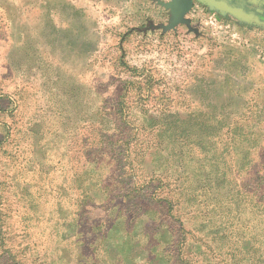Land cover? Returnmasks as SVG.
<instances>
[{
    "label": "rangeland",
    "instance_id": "obj_1",
    "mask_svg": "<svg viewBox=\"0 0 264 264\" xmlns=\"http://www.w3.org/2000/svg\"><path fill=\"white\" fill-rule=\"evenodd\" d=\"M193 2L192 9L235 22ZM88 3L86 41L79 26L76 34L46 27L35 36L40 41H28L33 28L12 26L10 18L22 22L16 12L0 10V264H66L60 247L68 231L61 224L79 209L80 222L95 228L80 231L101 241L107 234L104 253L115 264H128L129 254V264H182L178 254L194 264H230L233 254L240 260L248 246L243 233L256 223L260 232L261 217L247 212L234 227L225 220L214 226L208 194L193 188L225 178L264 204V108L261 116L239 106L237 68L224 61L230 49L251 48L200 28L192 10L187 18L198 34L185 25L144 34L135 28L170 20L157 1L126 0L117 11ZM35 13L25 12L23 22ZM250 30L242 34L252 48L264 49V32ZM256 51L258 76L264 52ZM161 185L163 198L182 202L178 215L189 233L181 232L174 211L144 200ZM55 197L63 198L59 215ZM137 209L150 211L131 218ZM223 227L222 243L207 237ZM237 229L243 236L232 235Z\"/></svg>",
    "mask_w": 264,
    "mask_h": 264
},
{
    "label": "crops",
    "instance_id": "obj_2",
    "mask_svg": "<svg viewBox=\"0 0 264 264\" xmlns=\"http://www.w3.org/2000/svg\"><path fill=\"white\" fill-rule=\"evenodd\" d=\"M77 1H79V4L74 2L73 3L63 2V4H54L48 1L45 2L39 0L38 2L33 0L31 2L23 0V2L13 4L8 2L7 0V1H0V10L7 11L10 9V11L16 12L18 20L22 22H15L10 18L12 26H17V27L30 26L33 28L32 30L33 38L28 41H32V42L40 41V39L36 38L35 36L40 33H43L44 28L46 27L52 28L53 30H55V28H64V29L66 28L69 29L70 32L76 34L78 26L80 28L79 29L80 34L83 32V35L85 36L83 38V41H86L88 34V24H89V6L87 5L89 3L88 0H77ZM93 1H95V6L97 7V10L98 9L101 10V8L104 7L103 5H105L106 7H109L110 11L121 10L124 5L123 2H126V0L124 1L93 0ZM128 1L132 2V0H127V2ZM249 6L250 9L252 10L249 13H255L259 17L262 24L261 26H256V25L251 26L246 23H239L234 19L235 22L238 24V28L242 33H244V30L251 32L250 29H255V28L260 29L264 32V19H263L264 0H257V4L255 5L250 4ZM30 10L32 11L35 10L37 12L34 14L33 21L23 22L27 20V16L25 12H28ZM224 18L233 19L231 16H227ZM77 20H79V23H77ZM251 23H255V22H251ZM152 24L155 26L165 25V24H155L153 21H150L146 28H142V29L135 28V29L144 34H147V32L149 31L150 32L162 31L163 35L170 32V31L164 32L163 29L149 28ZM168 24H166L165 26H167ZM178 28L179 26L176 27L175 30H171V31H177ZM131 32L132 29L128 32V35ZM188 32L190 31L188 30ZM80 40H82V38ZM16 41L26 42V39L24 41V38H19L16 39ZM254 50L255 51L257 50L256 52H258L257 54L259 55H261L259 53V50H263L264 52V49L260 45H258L257 48H251V49H243V50H239L237 48L230 49L224 61L225 63L230 64V66L235 65L237 68V77L239 83L237 84V88L235 89V95L237 96V98L242 100L240 106L249 105V107L251 108H256V113L262 116L263 115L262 108H264V73L262 75L257 76L259 67L257 68L256 65L252 63V62L255 63L257 62L254 61V58H256L254 55L255 53L252 52ZM256 64L258 66V62ZM62 200H63L62 197H55L54 207L58 212V215L63 210H65L64 203ZM45 204H48L47 200H45ZM79 212H81L80 209L71 212V215L77 214L78 215L77 218L73 217L70 221L63 220L65 222L61 224V227L66 228L68 231L67 234L63 232L61 233L63 239V244H61L60 247L62 251L61 257L65 258L64 261L66 262V264H115L116 262L115 257L111 256L108 252L107 253L105 252L106 254L104 253L106 247L103 246L101 239L88 238L85 236V234H83L80 231V227L82 228L84 226L87 228L89 232L90 230L91 232L92 231L94 232L95 228L92 223H87L86 225L82 224L79 220V214H80ZM59 219L61 218L59 217ZM116 250L118 249L116 248ZM102 252L104 255L102 254ZM118 253L119 252L117 251V254ZM130 256L131 255L129 254L128 264L131 262V260L129 259Z\"/></svg>",
    "mask_w": 264,
    "mask_h": 264
},
{
    "label": "trees",
    "instance_id": "obj_3",
    "mask_svg": "<svg viewBox=\"0 0 264 264\" xmlns=\"http://www.w3.org/2000/svg\"><path fill=\"white\" fill-rule=\"evenodd\" d=\"M248 9V8H246ZM250 9V6H249ZM253 25V24H252ZM251 25V26H252ZM237 88V83H236V87ZM240 106V104H239ZM200 122L197 120V123ZM216 122L221 123L222 121H218L216 119L213 120V123ZM192 124H197L196 121L192 118L191 120ZM156 125V124H154ZM166 125V124H165ZM200 127H204L206 125V123H200L198 124ZM161 126V124H158V127ZM207 136H204L203 139H206V143H210L209 139L210 137H208V139L206 138ZM202 141V140H200ZM180 156V154H179ZM216 173V171L214 172ZM231 181H227L225 178H219V181L212 183L211 185H194L195 187L194 192H198V195H202L203 197L207 195V197L209 198V203L210 206H208L210 208V212L212 214L211 217V222L213 223V225H217L219 222L221 223V221L225 222V224H230L231 226L234 227L236 224L240 223L238 222V219L240 220L241 216L246 214L247 212H254V214H258V217H261V221L262 224L264 226V217L262 216L264 214V204L263 202H261L262 204L256 203L253 201V199L248 198V197H243L242 193L240 192V190L237 189L236 186H234L233 188H231ZM199 186V187H198ZM165 187L164 186H160L157 191L153 192L151 195H148L147 197L144 195V200L145 201H149L150 204H158L159 207H167V209L169 210V213H172L174 211L173 214V218L175 219L174 221H176L177 223H180L181 226V232H186L189 233L186 230L185 227V222H183L180 218V215H178V211L181 210V204L182 202L179 200H172L169 199L167 197L163 198L161 196V191L164 190ZM137 195V194H136ZM187 201L189 202V199H187ZM201 202L198 203L197 207L200 205ZM54 204H52L53 206ZM205 206V204H202ZM200 205V206H202ZM124 207V206H123ZM203 207V206H202ZM234 207V208H233ZM203 208H206L203 207ZM207 209V208H206ZM148 211H150V209H147L146 211H144L142 213V209H137V212L135 214H133V216L131 218H135L137 217H142L143 215H145ZM142 213V214H141ZM260 213V214H259ZM229 214H231L232 216H229ZM139 215V216H137ZM253 217V216H251ZM257 217V216H256ZM249 220V219H248ZM223 222V223H224ZM250 222V221H249ZM260 222V221H259ZM252 223V222H250ZM261 224V222H260ZM219 227L221 228V224H218ZM259 225V223L256 224H252L250 227L248 226V228L245 230V232L243 233L246 238L247 243V247H246V252L243 255V257L240 260H237L236 256L233 254L228 255L227 256V260H230V264L234 261H236V264H242L243 262H245L246 264H264V228L258 232L256 231V227ZM260 226V225H259ZM227 227H223L222 228V232H211V233H206L207 237L211 236L212 240L214 242H218V243H222V241H224V239L226 238L224 235V231H226ZM195 231H201L199 227L194 229ZM170 231L172 233H175V236H177V232L174 229H170ZM242 232H240V229H237L236 232H233L232 235L233 236H243ZM209 235V236H208ZM107 239V234L106 236L103 237L102 243L104 241H106ZM204 241V240H203ZM201 242L203 243L204 246H206L208 248V246L206 245L205 242ZM153 244L154 242L151 241ZM174 242V240L172 241ZM171 242V243H172ZM231 242H227L225 244H228ZM233 243V242H232ZM236 244V242H235ZM173 245V243H172ZM209 250V249H208ZM181 263L182 264H194V260L193 257L191 258H185L182 254H178ZM206 256V255H205ZM230 256V258H229ZM218 258H222L221 256H217ZM131 256L129 257V259L131 260ZM61 260H65V258L61 257ZM207 261L208 258L206 256ZM210 262V261H209ZM229 263V261H227ZM196 264V262H195Z\"/></svg>",
    "mask_w": 264,
    "mask_h": 264
},
{
    "label": "water",
    "instance_id": "obj_4",
    "mask_svg": "<svg viewBox=\"0 0 264 264\" xmlns=\"http://www.w3.org/2000/svg\"><path fill=\"white\" fill-rule=\"evenodd\" d=\"M199 2L207 5L211 11H216L223 17L231 16L239 23H246L248 25L261 26L262 22L255 13H249L244 5L236 6L230 5L225 0H198ZM248 5L257 4V0H240ZM158 4L163 6L170 14L169 24L167 26L151 25L152 29H163L164 32L175 30L180 25H185L190 32L198 34V29L192 27L191 20L187 15L191 12L193 7V0H170L169 2L157 1ZM251 10V9H250ZM252 11V10H251ZM255 22V23H251Z\"/></svg>",
    "mask_w": 264,
    "mask_h": 264
},
{
    "label": "built area",
    "instance_id": "obj_5",
    "mask_svg": "<svg viewBox=\"0 0 264 264\" xmlns=\"http://www.w3.org/2000/svg\"><path fill=\"white\" fill-rule=\"evenodd\" d=\"M163 1V0H155ZM192 20L200 28L206 29L213 35H222L232 44L242 48H252L251 41L242 34L235 22L220 20L215 13H207L204 10L192 9Z\"/></svg>",
    "mask_w": 264,
    "mask_h": 264
},
{
    "label": "flooded vegetation",
    "instance_id": "obj_6",
    "mask_svg": "<svg viewBox=\"0 0 264 264\" xmlns=\"http://www.w3.org/2000/svg\"><path fill=\"white\" fill-rule=\"evenodd\" d=\"M227 3H229L230 5H236V6H240V5H244L245 4V7L248 8L247 11L250 12L251 10L249 9V5L246 4L245 2L243 1H240V0H225ZM256 10V9H255ZM261 13V12H260ZM264 16V14H263ZM264 19V18H263Z\"/></svg>",
    "mask_w": 264,
    "mask_h": 264
}]
</instances>
